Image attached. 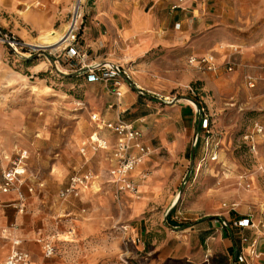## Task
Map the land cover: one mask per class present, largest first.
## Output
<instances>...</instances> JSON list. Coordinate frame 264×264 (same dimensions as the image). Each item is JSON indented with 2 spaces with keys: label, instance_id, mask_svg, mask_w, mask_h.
<instances>
[{
  "label": "rangeland",
  "instance_id": "374dc122",
  "mask_svg": "<svg viewBox=\"0 0 264 264\" xmlns=\"http://www.w3.org/2000/svg\"><path fill=\"white\" fill-rule=\"evenodd\" d=\"M197 1L204 7L196 12L191 33L175 39L170 30L168 43L153 44L129 61L113 59L119 40L111 37L118 38L119 31L97 26L106 37L97 43V57L125 69L135 89L121 81V90L136 95L142 90L138 96L146 114L168 116L159 103L166 96L193 111L181 153L169 159L158 152L171 167L160 188L130 200L108 183L110 152L95 150L90 142L94 134L113 141L111 131L99 128L91 115L118 120L116 106H107L115 96L109 90L107 97L102 82L97 87L85 82L62 45L35 43L41 32L64 34L72 10L61 9L60 0H0V29L40 47L27 57L0 44V184L2 171L23 153L19 190L25 200L20 211L14 189L0 193V260L19 239L32 264H232L219 239L202 244L196 237L200 223L219 218L250 217L253 225L244 237L264 242V75L253 76L256 69L248 72L237 64L231 71L225 67L241 57L242 63L264 62V0ZM81 14L83 29L92 11ZM230 45L241 53L227 60ZM203 53L212 55L214 70L188 65V56ZM248 76L258 77L253 87ZM197 108L207 114L206 129L194 126ZM135 115L125 112L119 119L131 123ZM249 134L253 140L245 138ZM150 136L144 132L155 147ZM144 170L151 176L150 168ZM84 172L94 178L88 186L60 198L59 190ZM30 185L37 190L29 192ZM46 243L55 248L50 257L44 255ZM256 251L255 264H264L258 246Z\"/></svg>",
  "mask_w": 264,
  "mask_h": 264
},
{
  "label": "crops",
  "instance_id": "0c3cea01",
  "mask_svg": "<svg viewBox=\"0 0 264 264\" xmlns=\"http://www.w3.org/2000/svg\"><path fill=\"white\" fill-rule=\"evenodd\" d=\"M60 1L61 9L72 10L73 0ZM198 3L199 2L197 0H184L182 2H179L178 0H86L82 10L83 12L85 11V13H88V11L91 10L92 15L85 19L88 21L86 25H84L83 29H81L82 27L80 28L79 41L82 45V48L87 50L89 59L92 62H102V60H99L100 57H97V43L105 41L106 37L101 33H98L97 26L105 25L111 31H113V33L115 32L116 28V30L119 31V37L117 38L114 35L111 37V40H119V55L113 59L116 61L122 59L129 61L133 56L138 55L144 49L150 47L153 44L168 43L170 38V30H172V36L174 35L175 39L181 32L191 33L194 28V24L198 21L196 12L198 9L201 10L204 7V4ZM176 4L179 5V7L173 8V6ZM166 21L168 22L166 23ZM165 25L168 26L164 28L163 31L162 28ZM159 32L163 33V35L159 34ZM111 40L110 42H112ZM110 52H112V50ZM237 52L241 53L240 48H238L236 45H230L227 60H230L231 58H237L235 57ZM239 53H237V56ZM204 54L208 53L198 55L191 54L190 56H200ZM241 58L238 63H235V66L237 64L239 68L242 67L243 69L247 67L245 68V71H247L249 68L248 72H250V69H253L251 72H254V69H256L257 72H255L253 76L259 74L264 75V62L257 64H251L249 62L242 63ZM188 59L189 56L187 57L189 66L196 69L205 70L198 64L189 63ZM97 83L99 82L88 84L97 87ZM136 86L138 88H142L140 83H137ZM131 88L135 89L134 86H131ZM128 89L129 88H125L122 96L119 99L115 98L116 100L107 106L109 109L113 108L114 105L116 106L117 119H119L120 115L122 116V114L125 112L127 114L130 112L136 114L134 119L131 120V124L141 131V141L143 144L150 146L153 150V154L151 153V155L149 154L146 156V158L136 167L133 172V180L138 185L140 197L134 198L130 193L124 192V196L130 200L131 198L132 200H138L141 199L143 195L153 194L157 191V189L160 188V181H162V177H164V175L171 170V167L169 166L168 161H165L164 157L159 155L158 152H163V154L167 155L169 159H174V157L181 153L185 142V132L187 128L185 127V124L188 122V119L191 117V113L193 111L190 108H186V106L179 104L177 100L170 105L165 104L166 102L164 101H160L159 103L165 105V108H167V112H169L168 116L164 115L157 117L153 113L146 114V112H144V108H141L144 105L142 98L138 96L144 94H140L139 90L137 91L138 95H136L135 92ZM109 90L110 89L107 90V94ZM107 97H109V94ZM147 97L152 98V96ZM108 99L109 98L105 97L104 102H106ZM103 121L105 120L103 119ZM126 122L130 123L128 120H126ZM194 126L196 129L198 128L197 119ZM98 127L104 128L100 124ZM148 131L151 133L150 137L156 139V143H154L155 147L148 143L147 140L145 141L144 132ZM114 142L115 135L113 134V141H108L109 147L104 149L110 152L107 158L109 159L108 164H110V159L112 157V148L113 144H115ZM147 168H150L151 176H149L147 171L144 170ZM181 168L182 167H180L178 170L176 169L175 173H180ZM220 221L221 218H219V220L213 219L206 222V224L200 223L197 226L198 234H196V237L202 244H206L209 239H219L223 245L225 254L234 263V257L236 253L241 251L243 254L248 255L251 239L249 238L247 243H243L241 237L242 235L246 236L248 233L246 231L252 226L244 228L243 230H229L223 228ZM252 241H255L256 248L258 246L259 256H264V242H258L256 238ZM31 248L34 250L37 249L36 246H31ZM255 257H257L256 259L259 258L258 256ZM252 258L253 257L248 256L246 258V262L243 264H255L257 260Z\"/></svg>",
  "mask_w": 264,
  "mask_h": 264
},
{
  "label": "built area",
  "instance_id": "2783aa9c",
  "mask_svg": "<svg viewBox=\"0 0 264 264\" xmlns=\"http://www.w3.org/2000/svg\"><path fill=\"white\" fill-rule=\"evenodd\" d=\"M86 0H74L72 6L71 17L68 22L65 35L62 38V46L64 50V57L67 61L72 62L76 66V72L81 76H84L85 82H102L115 98L119 99L123 91L121 90V81L126 82L128 86H132L130 82L129 75L119 64L108 63V62H92L89 59V54L79 41V32L82 25L81 21V11ZM182 2L184 0H178ZM179 5H174L173 8H177ZM0 44L4 45L8 50L15 55H26L30 57L31 55H36L40 52V47H34L24 42L21 39L16 38L14 35L4 32L0 29ZM191 64H198L205 70L211 71L215 69L213 64L212 55L204 54L200 56H189L188 59ZM235 66L234 62H227L225 67L228 71H231ZM264 78V76H263ZM258 77L246 78V83L249 87H253ZM143 94L142 90L139 91ZM177 99L174 97L164 98V102L172 104ZM198 128L206 129L208 126V118L206 112L204 113L201 109L196 110ZM91 120L98 122L102 127L112 131L115 135V144L112 148V157L110 159L109 170L107 171L108 183L115 187L117 193H130L134 198L140 197V192L138 185L133 180V172L135 168L152 152V148L143 144L141 141V131L134 127L129 122L124 120L116 121H103L97 114L91 115ZM98 124V125H99ZM255 129L257 132L262 130L257 124H255ZM246 139L253 140L251 134L245 136ZM93 149H107L109 147L108 143L99 139L96 134L90 137ZM84 151V149H83ZM211 160L217 158L215 152H211ZM24 154L22 153L18 158L11 162L10 167L5 168L2 171V183L0 184V193H6L10 190H15L18 195L20 211L25 208V200L23 194L19 190L21 185V180L19 179V172L22 169V159ZM93 175L91 172H84L81 175L73 176L68 184L62 188L58 195L60 198L65 199L71 194L75 193L79 189H85L88 184L93 180ZM38 187H41L40 184ZM37 188L34 186H29L28 191L34 192ZM251 218H241L238 220H225L221 218V226L223 228L233 230L241 229L252 226ZM243 243H247L248 240L243 235L241 237ZM21 241L19 239L14 240L13 248L10 250L9 254L0 261V264H31V258L29 253L24 250L21 246ZM45 257H50L54 254L53 246L50 243H46L43 247ZM250 256H257V251L255 247V241H251L249 244L248 255L243 254L241 251L236 253L234 257L233 264H243L246 262V258Z\"/></svg>",
  "mask_w": 264,
  "mask_h": 264
},
{
  "label": "bare ground",
  "instance_id": "6f19581e",
  "mask_svg": "<svg viewBox=\"0 0 264 264\" xmlns=\"http://www.w3.org/2000/svg\"><path fill=\"white\" fill-rule=\"evenodd\" d=\"M64 35L65 34L60 33L59 30L58 31H56L55 29L48 30L45 32H41V34H39L35 38V43H37L40 47L54 46V48L57 49L61 47L62 38Z\"/></svg>",
  "mask_w": 264,
  "mask_h": 264
},
{
  "label": "trees",
  "instance_id": "16d2710c",
  "mask_svg": "<svg viewBox=\"0 0 264 264\" xmlns=\"http://www.w3.org/2000/svg\"><path fill=\"white\" fill-rule=\"evenodd\" d=\"M81 76H82V75H81ZM81 76H80V77H81ZM82 78H83V80L85 81L84 76H82ZM168 216H169V215H168Z\"/></svg>",
  "mask_w": 264,
  "mask_h": 264
}]
</instances>
